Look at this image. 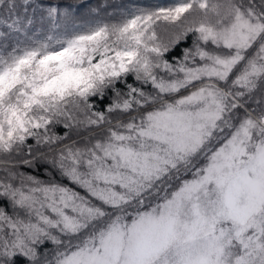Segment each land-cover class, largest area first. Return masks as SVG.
<instances>
[{
	"label": "snow or ice",
	"instance_id": "6c2138e0",
	"mask_svg": "<svg viewBox=\"0 0 264 264\" xmlns=\"http://www.w3.org/2000/svg\"><path fill=\"white\" fill-rule=\"evenodd\" d=\"M10 36L0 264H264V0L84 26L0 0Z\"/></svg>",
	"mask_w": 264,
	"mask_h": 264
},
{
	"label": "rangeland",
	"instance_id": "374dc122",
	"mask_svg": "<svg viewBox=\"0 0 264 264\" xmlns=\"http://www.w3.org/2000/svg\"><path fill=\"white\" fill-rule=\"evenodd\" d=\"M174 2V0H124L123 5H120V0H117L120 8L110 9L112 3L109 0H75L72 4V12L75 13L73 19L76 26L94 25L97 23H114L119 20L123 15L130 11H134L139 7H151L157 4L167 5ZM79 6H83L80 13L78 12ZM47 6L43 7L46 10ZM61 13H70L67 9H60ZM46 15V12L44 13ZM8 43H14L15 36L7 38Z\"/></svg>",
	"mask_w": 264,
	"mask_h": 264
},
{
	"label": "trees",
	"instance_id": "16d2710c",
	"mask_svg": "<svg viewBox=\"0 0 264 264\" xmlns=\"http://www.w3.org/2000/svg\"><path fill=\"white\" fill-rule=\"evenodd\" d=\"M74 1L75 0H36V3L42 5L43 7L48 6L49 4L58 5L60 7V9H67L68 11H70L71 12V17L73 19H75V13L72 12V7L74 5L72 3ZM92 1H94V0H92ZM109 2L112 3V5L110 6V9L115 10V9L120 8L119 4H117V0H109ZM120 2H121L120 5H123L124 0H120ZM69 5L72 6L71 9L68 8ZM82 7L83 6H79V8H78V12L79 13H80ZM40 15H41V9H38L37 10V16L39 17ZM3 42H7L8 43V40H6V41L0 40V43H3ZM188 43H190V40H189ZM183 46H187V45H183ZM178 52H179V49H177L176 52H174L172 55H176ZM168 58L170 59L171 57L169 56ZM128 82L129 83L133 82L132 77L128 78ZM110 99H111V94L109 93V94H107L104 103L107 104L110 101ZM96 106L97 107H101V104H100L99 101L96 102ZM53 131L56 132L59 135H64L65 132H68L71 139H78L79 138V135H78V133L75 130L65 129V128H63L62 125H57L53 129ZM30 143H34V142L30 141ZM25 171H29V170L25 169ZM43 178H47V176L45 175ZM57 179H59V177H57ZM64 183H67V181L65 180ZM46 247L48 249H51L54 246L49 243L48 245H46ZM40 251L43 252L44 249H40Z\"/></svg>",
	"mask_w": 264,
	"mask_h": 264
}]
</instances>
